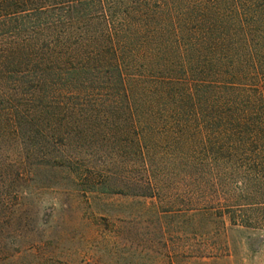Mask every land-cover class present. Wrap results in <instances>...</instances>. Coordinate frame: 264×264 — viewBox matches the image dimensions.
Here are the masks:
<instances>
[{"label":"trees","instance_id":"obj_1","mask_svg":"<svg viewBox=\"0 0 264 264\" xmlns=\"http://www.w3.org/2000/svg\"><path fill=\"white\" fill-rule=\"evenodd\" d=\"M48 167L199 236L264 230V0H0V264Z\"/></svg>","mask_w":264,"mask_h":264},{"label":"rangeland","instance_id":"obj_2","mask_svg":"<svg viewBox=\"0 0 264 264\" xmlns=\"http://www.w3.org/2000/svg\"><path fill=\"white\" fill-rule=\"evenodd\" d=\"M71 178L48 167L24 184L23 221L6 235L15 253L7 264H34L28 247L56 264H264V230L227 224L199 236L191 225L184 230L176 215L159 222L157 200L110 194L91 202Z\"/></svg>","mask_w":264,"mask_h":264}]
</instances>
